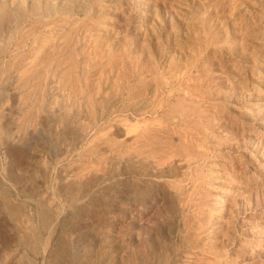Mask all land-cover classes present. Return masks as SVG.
I'll use <instances>...</instances> for the list:
<instances>
[{
	"label": "rangeland",
	"instance_id": "rangeland-1",
	"mask_svg": "<svg viewBox=\"0 0 264 264\" xmlns=\"http://www.w3.org/2000/svg\"><path fill=\"white\" fill-rule=\"evenodd\" d=\"M22 263L264 264V0H0Z\"/></svg>",
	"mask_w": 264,
	"mask_h": 264
},
{
	"label": "bare ground",
	"instance_id": "bare-ground-1",
	"mask_svg": "<svg viewBox=\"0 0 264 264\" xmlns=\"http://www.w3.org/2000/svg\"><path fill=\"white\" fill-rule=\"evenodd\" d=\"M66 36V35H65ZM66 40V39H65ZM64 40V41H65ZM75 46V45H74ZM49 57V56H48ZM57 60V59H56ZM59 62V61H58ZM75 62V61H74ZM63 63V62H62ZM72 63V62H71ZM57 64V63H56ZM46 66V65H45ZM49 66V65H48ZM55 66H57V65H55ZM25 67V66H24ZM69 68V67H68ZM71 69V68H70ZM73 70V69H72ZM44 71V70H43ZM43 74L45 73V72H42ZM63 73V72H62ZM79 73V72H78ZM29 76V75H28ZM31 78V77H30ZM26 79V78H25ZM60 80V79H59ZM80 81V80H79ZM46 85V84H45ZM74 85H75V83H74ZM64 86V85H63ZM72 86V85H71ZM79 88V87H78ZM96 90V89H95ZM34 91V90H33ZM36 95V94H35ZM86 96V95H85ZM75 97V96H74ZM70 98V97H69ZM39 99V98H38ZM122 99V98H121ZM78 101V100H77ZM37 102V101H36ZM73 103V102H72ZM35 106V105H34ZM64 107V106H63ZM90 108V107H89ZM35 109V108H34ZM67 112V111H66ZM73 115V114H72ZM29 116V115H28ZM69 117V116H68ZM67 117V118H68ZM139 117V116H138ZM27 118V117H26ZM75 119V118H74ZM137 119V118H136ZM96 120H97V118H96ZM65 122V121H64ZM137 123V122H136ZM139 123V122H138ZM151 127V126H150ZM105 142V141H104ZM123 142H124V140H123ZM106 143V142H105ZM101 144V143H100ZM109 144V143H108ZM123 144V143H122ZM74 145V144H73ZM111 145V144H110ZM109 145V146H110ZM72 146V145H71ZM136 146V145H135ZM118 147V146H117ZM115 148V147H114ZM131 148V147H130ZM95 152V151H94ZM100 152V151H99ZM119 153V152H118ZM68 154V153H67ZM80 154V153H79ZM140 158V157H139ZM174 160V159H173ZM180 160V159H179ZM177 161V160H176ZM101 163V162H100ZM155 163V162H154ZM102 164V163H101ZM80 166V165H79ZM80 168V167H79ZM78 168V169H79ZM85 168V167H84ZM172 168V167H171ZM86 169V168H85ZM83 171V170H82ZM82 171H80V172H82ZM96 171V170H95ZM82 174V173H81ZM85 175V174H84ZM74 176V175H73ZM86 176V175H85ZM77 178V177H76ZM80 178V177H79ZM92 179V178H91ZM83 181V180H82ZM157 181H159V180H157ZM85 183V182H84ZM77 184V183H76ZM78 185V184H77ZM84 185V184H83ZM81 186V185H80ZM165 186V185H164ZM166 188V187H165ZM81 192V191H80ZM189 198V197H188ZM146 199V198H145ZM172 199V198H171ZM139 203V202H138ZM190 203V202H189ZM11 205V204H10ZM178 207V206H177ZM172 210V209H171ZM179 211V210H178ZM142 212V211H141ZM137 219V218H136ZM148 221V220H147ZM144 222H146V221H144ZM185 222V221H184ZM27 243V242H26ZM25 245H27V244H25ZM31 245V244H30ZM164 246H165V244H164ZM31 247H33V245L31 246ZM30 249V248H29ZM33 249V248H32ZM31 249V250H32ZM35 250V249H34ZM141 252V251H140ZM139 253V252H138ZM147 254V253H146ZM157 255V254H156ZM161 255V254H160ZM140 257V256H139ZM80 260V259H79ZM146 262V261H145ZM23 264V263H22Z\"/></svg>",
	"mask_w": 264,
	"mask_h": 264
}]
</instances>
